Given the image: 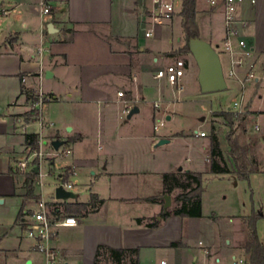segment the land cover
<instances>
[{
    "label": "crops",
    "instance_id": "0c3cea01",
    "mask_svg": "<svg viewBox=\"0 0 264 264\" xmlns=\"http://www.w3.org/2000/svg\"><path fill=\"white\" fill-rule=\"evenodd\" d=\"M201 1L196 0L192 29L206 41L208 36L212 37L202 33L197 24L199 15L203 19L217 9L206 0ZM42 4L49 8L48 14L42 12ZM153 8V0H0V256L11 258L16 264H44L24 235L34 200H24L25 176L16 172L15 161L26 148L25 133H18L22 121L16 119L25 108L22 89H41L47 95L43 91L47 86L50 100L60 113L54 117V127L42 132L43 143L47 144L48 139L64 141L71 153L59 169L73 166V176L82 177L89 189V196L83 201L75 200V195L74 199L60 202L58 213L63 214L65 202L87 203L91 194L102 200L85 217H77L78 226L57 230L52 245L62 253L64 263L93 264L97 249L102 247L137 249L139 264H186L191 248L184 226L193 218L171 215L161 219L162 212L175 208L172 199L177 192L170 194L171 205L164 211L162 175L199 171H184L181 167L176 170L179 161L173 168L155 162L157 141L166 139L170 143L182 140L183 135H152L144 124L152 125L160 107L167 114L166 120H170L171 106L178 101L168 95L175 86L156 78V71L176 60L184 62V74L189 69L192 73L195 66L189 63V55L179 52L185 39L181 0L180 9H174L172 19L161 25L151 22ZM238 16L254 22L241 32L264 67V0H256L254 5L245 2ZM146 32L152 33L146 37ZM244 72L241 69L238 73L242 76ZM247 88L245 124L248 116L255 118L254 123L258 118L264 119L258 117V112L264 111V101L256 93L257 88ZM238 94L239 91L237 97ZM133 108L138 111L128 118ZM45 115L42 109L41 117L50 119L47 111ZM201 131L205 132H198ZM198 132L196 138L200 137ZM255 134L264 140V129ZM202 138L205 143L200 144L198 152L208 171L209 140L208 136ZM249 144L255 146L252 140ZM221 150L225 153L228 147ZM256 151L248 154L259 172L261 164ZM50 162L54 165V159ZM36 177L34 193L44 199L42 190L38 192L36 188ZM261 209L256 207L252 211L258 210L261 217ZM9 217L12 219L6 220ZM154 221L159 222L157 227L146 226ZM173 242H180L181 247H170ZM199 242L202 241L197 245ZM239 244L232 245V260L238 258ZM204 247L213 254L211 245ZM209 253L204 264H222V259H212Z\"/></svg>",
    "mask_w": 264,
    "mask_h": 264
},
{
    "label": "rangeland",
    "instance_id": "374dc122",
    "mask_svg": "<svg viewBox=\"0 0 264 264\" xmlns=\"http://www.w3.org/2000/svg\"><path fill=\"white\" fill-rule=\"evenodd\" d=\"M202 2L201 0H198ZM174 9H180V0H174ZM199 15L198 23L202 33L208 36L207 42L217 51L219 54L221 64L224 73L227 71V57L221 53V40L224 37V23L222 10L217 9L211 13H207L206 16L201 19ZM197 22V21H196ZM203 36V38H206ZM150 39H153L151 37ZM218 45V46H217ZM184 47L187 48V40L184 39ZM189 55V63L195 66L192 73L190 69L186 70L185 74L181 78L182 89L179 91L177 87H174L172 91L168 93L170 98L178 100L171 106L173 113L170 120H166L167 114L163 107L156 109V117L152 120V125L145 123L147 132L152 135L156 133L159 135H171L178 134L183 135L182 140L175 139L170 143L158 145L159 149L155 153V162L162 165H173L179 161V165L176 166V170L183 168L184 171L188 169L196 170L202 173V193H201V216L193 217L192 220L187 222L184 226V232L186 233L187 243L190 245V250L187 252L186 264H204L206 256L203 249H200L197 245L198 241H202L204 246L211 245L213 248L212 259L218 256L222 259V264H235L231 259L232 245H236L237 242L241 243L245 238V227L241 223L243 217L249 216L253 208L261 207L262 213H264V140L258 138L253 130V124L255 118L248 116L246 118V124L244 127L247 131L235 128V133L240 134L241 142L247 144L252 140L255 146L252 147L248 144L249 153L253 150L256 151V156L260 161L259 172L252 174L248 180L235 181L230 175H213L209 173L205 168L201 159L200 144L205 143V139L202 137L196 138L195 132L204 130L206 136L210 133V128L214 126L219 132V140L221 142V148L226 149L227 143L225 140V134L229 131V127L220 117L215 116V112L226 111L228 108L233 107V100L237 97L239 86L234 79L226 76L227 89L219 93H207L203 94L199 90L197 81V67L190 52H184ZM250 85L248 86V88ZM247 88V89H248ZM44 92L51 96L50 88L44 86ZM179 91V92H178ZM53 100L46 102L47 107H43V114L46 111L50 115V119L46 122L55 123L54 117H56L60 110ZM25 108L23 113L18 115L16 119H20L22 122L34 120L36 116L35 109H32L30 104L24 101ZM45 106V105H44ZM46 116V115H45ZM203 118V120H202ZM127 120V119H126ZM264 122V119H260ZM162 123L159 126L157 132H154L153 126L155 124ZM245 123V122H244ZM138 128H145L142 125H138ZM245 129V130H246ZM39 130L38 122H34L26 127L27 133H36ZM44 132L46 130H43ZM53 131V129H48ZM19 134L25 133L22 125L18 129ZM42 139H45L42 134ZM158 141L156 142L157 145ZM67 144H63L59 147V151ZM39 150V149H38ZM37 150V152H38ZM43 157L34 155V151L28 148L22 149L17 155L15 163L25 161L26 166H39L41 167V173L43 176L36 184L38 192L42 190V196L45 200H51L54 196L55 185L57 184V174L64 173L65 169H59L68 159L67 156L62 157H50L49 152H55L51 148L50 140L42 148ZM100 153V152H99ZM51 159H54V165H51ZM158 164V165H159ZM55 167V169L53 168ZM18 174L22 175L19 171ZM27 172H23V176ZM38 177H36V180ZM22 180V178H19ZM69 181L72 184V192L76 195L77 201H83L89 196V189L85 180L78 175L70 177ZM41 182V186L39 183ZM179 191L176 192V194ZM173 204V202H172ZM32 206V205H31ZM17 207V206H16ZM255 211V210H254ZM255 212H258L255 211ZM12 217L6 218L11 220ZM257 234L259 239L264 242V215L257 221ZM205 248V247H204ZM238 258L244 259V252L241 249L236 251ZM196 259H192L193 257ZM0 264H16L11 258H4L0 256ZM106 264V263H105ZM107 264H112L107 263ZM211 264L212 261H211Z\"/></svg>",
    "mask_w": 264,
    "mask_h": 264
},
{
    "label": "built area",
    "instance_id": "2783aa9c",
    "mask_svg": "<svg viewBox=\"0 0 264 264\" xmlns=\"http://www.w3.org/2000/svg\"><path fill=\"white\" fill-rule=\"evenodd\" d=\"M208 5L213 9H221L223 14L224 23V37L221 42V53L227 57V71L224 73V77L232 78L236 80L239 84L240 90L238 97L233 100V107L228 108L226 111L233 112L234 114H245L246 104H245V92L246 88L250 85L253 88H257L259 98L264 101V67L258 63L255 56L254 50L250 47L248 42L242 36V30L250 28L253 25V21L249 19L240 18L238 16L241 6L245 2H249L251 5L256 4V0H206ZM154 8L151 11V22L153 25H161L164 22L170 21L175 12L172 0H153ZM44 7L42 12L44 14L49 13V8L42 4ZM152 32H146L145 36L148 37ZM41 52V49H40ZM245 70L244 74L239 75V70ZM185 65L182 60H176L173 63L158 69L156 71L155 77L158 79H165L170 85L177 87L178 90L182 89L181 78L184 75ZM25 82V79H22ZM119 97H123L122 92H118ZM51 99L50 96L45 95L41 89L34 90L32 96L26 99L25 102L30 104L32 109H35L36 116L34 120L21 122L22 128L26 133L25 129L30 124L38 122L39 130L34 133L38 135V152L37 150H32L30 147H26L31 151H34V155H38L42 158L43 152L42 148L46 144L43 143L42 132L46 128H53L54 123L46 122L41 117V112L47 101ZM154 107H158L155 103ZM126 113L129 110H125ZM258 117L264 118V111L258 112ZM162 123L155 124L153 129L155 132L158 131L159 126ZM264 129V122H261L258 118L253 124L254 132L258 133ZM197 136H206L205 132H198ZM52 148V146H51ZM53 149V148H52ZM71 153L70 148L64 147L59 151V148L55 152H50L48 155L53 157H64ZM37 177L40 179L43 174L39 166ZM34 166H26L25 161H20L16 164V172L19 171L22 175L23 172H31L35 168ZM26 173V174H27ZM75 174V168L72 166L69 169H65L64 173L57 175L55 189L61 187L65 191H70L72 189V184L69 181L70 177ZM41 186V182L39 183ZM55 196V194H54ZM64 200L56 199L51 202H47L42 198H39L31 209H29V219L26 223L24 229L25 237L30 241V249L41 255L44 264H65L62 253L55 248L52 243L56 238L57 230L64 227H76L79 224L77 217L73 215H65L58 213V204ZM198 246L203 249L205 255L209 252L204 248L203 243L199 242ZM235 264H243L244 259L236 258L234 260ZM159 264H167L166 261H160Z\"/></svg>",
    "mask_w": 264,
    "mask_h": 264
},
{
    "label": "trees",
    "instance_id": "16d2710c",
    "mask_svg": "<svg viewBox=\"0 0 264 264\" xmlns=\"http://www.w3.org/2000/svg\"><path fill=\"white\" fill-rule=\"evenodd\" d=\"M196 14V0H181L182 27L185 38L197 36L192 24ZM179 52H188V48H181ZM33 91L22 89V94L29 99ZM216 117L222 118L229 127V131L225 134V140L228 150L223 153L219 141V132L212 126L208 135L209 140V169L208 172L213 175H231L236 180H248L249 177L257 172L255 160L249 158V146L241 142L240 134L235 133L234 129L245 130V114H234L230 111L215 112ZM25 145L32 150L38 149V135L34 133H25ZM33 171L27 173L24 178L25 195L24 200H34L36 202L39 196L34 193L33 179L35 177ZM162 184L165 194H172L173 191H179L172 199L175 208L171 212H162L160 217L162 220L167 219L171 215L181 217H200L201 216V193L202 173L187 171L184 173H165L162 175ZM97 203H102L96 194H91L87 203H67L62 204L63 214L73 215L78 218L85 217L91 208ZM24 208V203L21 210ZM260 219L258 212L252 211L249 216L242 218V224L245 227V238L239 244V248L244 252L243 264H264V242H262L257 234V221ZM138 224L141 223L137 219ZM158 221L146 224L147 227H157ZM170 247H181L180 242H173ZM138 250H115L111 248H98L95 254L93 264H139L137 260ZM132 255L135 257L133 258Z\"/></svg>",
    "mask_w": 264,
    "mask_h": 264
},
{
    "label": "water",
    "instance_id": "95a60500",
    "mask_svg": "<svg viewBox=\"0 0 264 264\" xmlns=\"http://www.w3.org/2000/svg\"><path fill=\"white\" fill-rule=\"evenodd\" d=\"M49 28V26L47 27ZM187 48L193 58L197 67V81L199 90L203 94L207 93H219L227 89L226 79L223 73V67L217 51L211 46V44L205 40L200 39L198 36L192 37L187 41ZM138 111L137 108H133L129 114L130 118L134 113ZM203 119V118H202ZM69 131L70 128H67ZM168 140L162 139L158 141L157 145L166 144ZM64 141L53 140L50 145L54 150H57ZM181 170V168H179ZM38 168L33 169L34 173H37ZM55 198L60 200L74 199L75 195L70 191H65L61 187H58L54 191ZM163 210L166 211L171 205L170 195H163Z\"/></svg>",
    "mask_w": 264,
    "mask_h": 264
}]
</instances>
